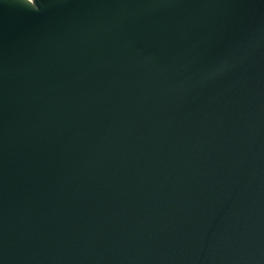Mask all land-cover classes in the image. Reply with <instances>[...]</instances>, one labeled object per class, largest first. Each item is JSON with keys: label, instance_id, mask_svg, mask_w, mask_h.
Segmentation results:
<instances>
[{"label": "water", "instance_id": "1", "mask_svg": "<svg viewBox=\"0 0 264 264\" xmlns=\"http://www.w3.org/2000/svg\"><path fill=\"white\" fill-rule=\"evenodd\" d=\"M0 264H264V0H0Z\"/></svg>", "mask_w": 264, "mask_h": 264}, {"label": "snow or ice", "instance_id": "2", "mask_svg": "<svg viewBox=\"0 0 264 264\" xmlns=\"http://www.w3.org/2000/svg\"><path fill=\"white\" fill-rule=\"evenodd\" d=\"M33 2H34V0H33Z\"/></svg>", "mask_w": 264, "mask_h": 264}]
</instances>
